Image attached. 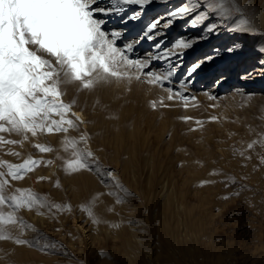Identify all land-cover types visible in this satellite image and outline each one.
<instances>
[{
	"label": "rangeland",
	"instance_id": "obj_1",
	"mask_svg": "<svg viewBox=\"0 0 264 264\" xmlns=\"http://www.w3.org/2000/svg\"><path fill=\"white\" fill-rule=\"evenodd\" d=\"M182 2L178 0L172 8ZM238 3L257 32L248 36L237 32L236 36L251 43L252 38L258 39L261 33L255 14L261 10L264 23V0H238ZM135 10L137 8L132 7L128 12ZM162 13V10L145 11L140 22L129 25L128 39ZM239 18H242L239 14L234 17ZM113 20L118 22L119 18L111 17L110 28ZM185 26H188L186 22H177L175 32L178 34ZM224 31L222 28L221 33ZM222 37L219 34L211 44L219 45ZM232 41L229 37L221 46H229ZM142 48L144 52L139 54ZM149 51L151 45L142 42L134 55L143 56ZM186 55L185 67L177 71L175 88H179L185 68L193 61ZM167 68L163 63V67L156 70L166 71ZM208 69L214 68L195 75V81L186 92L194 96L195 101H189L187 108L182 101L167 99V85L160 87L136 80L131 84L127 81L106 84L110 86L111 95L97 102L93 97H86L78 84L75 93H65L66 102L76 100L73 111L77 110L85 122L79 131L73 130L68 135L76 137L79 132H87L91 148L105 165L115 169L125 191L133 194L124 203H116L115 196L101 197V206L107 210L114 207V211L108 210L112 219L107 223H93L82 210L93 195L107 192V189L85 172L73 175L78 177V195L70 176L61 170V161L55 159L57 154L65 157L69 154L56 140L45 142L41 136L23 146L0 147V160L10 163H21L29 155L53 160L51 166L37 168L24 180L12 182L13 186L31 189L50 201L71 205V211L59 214L56 219L38 214L36 210L18 212L27 225L22 238L25 235L23 239L32 241L35 237L33 241L39 242L36 247L21 245L23 249L38 252L49 260L55 257L52 264H264V164L260 159L264 147L257 144L247 153L251 156L248 160L235 151L264 133V97L232 93L222 84L214 85L215 88L216 81L210 80L211 75L203 76ZM206 81L212 84L211 89L202 88ZM67 85H62L64 91L69 90ZM209 93L216 98L210 99ZM161 100L167 106H159ZM154 101L158 104L155 109L151 107ZM110 103L116 107L112 114L107 110ZM186 116L193 120L185 122L182 118ZM213 116L218 119L212 121ZM195 120L204 121L203 127L196 125ZM3 135L21 139L15 134ZM37 142L53 147L56 152L39 153L33 147ZM9 149L19 152L20 156L8 154ZM216 170L222 174L213 175ZM40 176L52 177V180L59 177L62 187H54L49 180L40 181ZM233 178L236 183H230ZM89 179L97 188L96 192L92 191ZM18 229L21 230L19 225H0V231L13 230L15 233ZM13 233L3 231L0 234L15 237ZM54 243L63 246L59 252L40 250L43 245ZM17 246L12 239H0V264H19L15 260L16 253L13 254Z\"/></svg>",
	"mask_w": 264,
	"mask_h": 264
},
{
	"label": "snow or ice",
	"instance_id": "obj_2",
	"mask_svg": "<svg viewBox=\"0 0 264 264\" xmlns=\"http://www.w3.org/2000/svg\"><path fill=\"white\" fill-rule=\"evenodd\" d=\"M161 2L166 4L168 0ZM153 3L154 0H0V147L23 146L33 138L63 134L61 145L69 154L67 157L55 156L61 161V170L67 176L89 173L107 189V192L93 195L82 209L93 223L102 222L94 212L96 204L103 203L101 197L115 196L116 203H124L133 194L125 191L115 169L105 165L91 148V137L87 132H79L76 137L68 135L70 131H79L85 122L73 111L76 100H64L62 85L75 83L79 90L89 91L100 84L123 81L131 84L133 80L160 87L167 85V99L182 101L187 108L189 101H195L194 96L186 94L195 75L206 68H217L218 61L238 53L239 45L211 44L221 29L257 32L252 20L244 17V9L238 0H183L180 6L144 24L129 40L126 35L130 31L129 25L140 22L146 8ZM130 5H135L137 10L129 13ZM237 14L242 18L234 19ZM113 16L119 18L122 27H109ZM179 21H186L189 28L198 29V34L181 35L171 43L160 39L164 35L162 29ZM142 42H148L151 51L135 56ZM203 42H207L210 49L187 65L179 88H175V77L178 69L185 67L186 53ZM160 62L168 65L166 71L156 70L163 67ZM259 63V70L253 69L241 78L251 79L254 73L264 75V60ZM223 79L221 73L216 83ZM209 98L216 97L209 93ZM159 106L167 105L161 100ZM151 107L157 108V102H152ZM182 119L185 122L193 120L188 116ZM210 119L216 121L218 118L213 116ZM195 124L203 127L204 121L195 120ZM3 134H15L21 139H9ZM257 144L264 147V133L235 151L248 160L251 156L247 153ZM33 147L41 154L56 152L44 143H34ZM8 154L20 156L12 149ZM260 159L264 164V155ZM53 163V160L31 155L21 163L0 160V225L21 227L20 236L0 234V239H12L17 245L36 247L38 241L22 238L27 225L17 213L36 210L38 214L56 219L59 214L71 211L70 203L50 201L31 189L13 186L12 182L22 181L37 168ZM212 174L219 176L222 173L216 170ZM38 179L49 180L56 188L62 187L59 177L52 180V177L40 176ZM210 182L214 181L203 183ZM230 183H236V180L233 178ZM42 209L44 212L40 211ZM108 210L114 211V207ZM62 247L55 243L45 244L40 250L59 252Z\"/></svg>",
	"mask_w": 264,
	"mask_h": 264
},
{
	"label": "bare ground",
	"instance_id": "obj_3",
	"mask_svg": "<svg viewBox=\"0 0 264 264\" xmlns=\"http://www.w3.org/2000/svg\"><path fill=\"white\" fill-rule=\"evenodd\" d=\"M177 1L178 0H168V3L165 4V3L161 2V0H154V3L149 5L145 11L151 13V12H155L158 10H162V12H164V13H162L161 16H163L168 10H170L173 7V4H175ZM132 7L137 8L135 5H132L128 8V10H131ZM255 16H256L255 21L257 23V27L260 28L259 30L261 31V33H264L263 32V28H264L263 15H262L261 10H259L255 14ZM115 18H116V16H115ZM185 22L186 21H184V23ZM111 27H122V25H120L118 22L114 21V22H112ZM224 30L225 31L223 33L220 32V35L224 36V37H222V41H224V43H225V41L226 42L228 41L229 37H232L233 41L230 44L231 45L235 44V45L240 46L238 48V53L236 55H233L230 57H225L222 61H218L217 68H214L211 70L208 69V71H206V73L203 76L211 75L210 80L213 78L214 81H217L219 79L221 73H222L224 79L219 84H222V87L225 90L226 89L231 90L232 93H236V94H237V92H241V93H244L246 95L249 93L250 94L249 97L254 96V98L264 97V75L254 73L253 77L251 79H242L241 78L245 73L252 72L253 69L259 70V68H260L259 62L261 60H264V51H261L262 49H264V35L259 34L258 39H254V37H253L252 38L253 40L251 41V43H248L249 41H247V40H240L239 38H237V36H236L237 32L231 31L230 29H226V28H224ZM162 31L164 32V35L162 37H160V39L164 40L165 43H171L175 38H177L178 36H181V35H190L189 33H191V34L198 33V29L189 28L188 26L183 27L182 30L178 32V34L175 32L174 26H172L167 31L165 29H162ZM250 34L251 33H245L244 35L248 36ZM235 37H236V40L234 42ZM222 41L219 42L220 46H221V43H223ZM253 41H255V42L252 45ZM251 46H252V49H250ZM208 47H209V44L207 42H203L200 45L196 46L194 50H190L188 55H186V57H189V60H192V59L194 60L196 58V56L202 55L205 51H208ZM143 52H144V49L142 48L141 51L139 52V54L143 53ZM211 85L212 84L209 81H206L205 85L202 88L208 90V89H211L210 88ZM214 85L216 86L217 83L215 82L213 84V86ZM67 86H68L69 90H66L65 93H72L77 88V84H75V83H69ZM84 92L86 94V97H89V98L93 97L94 102L99 101L101 99V97L107 98L111 95L110 86H108L106 84L97 85L95 89H93L91 91L84 90ZM107 107H108L107 110H108L109 114L110 113L112 114L116 108L114 103H110V105H108ZM74 110H76V109H74ZM76 112H78V111L76 110ZM85 127H86V125H85ZM70 132H72V131H70ZM72 136H73V134H72ZM61 137H63V135L43 136L41 140L45 141V142H47L48 140L49 141L50 140H56L57 143L59 145H61V141H60ZM81 177H82V175H81ZM77 178L78 177H76V176H70L71 181L74 183V186L77 188V194L80 195L79 188H78V185L76 183ZM89 181H90V187H91L92 191L96 192L97 188L94 187L92 180L89 179ZM94 212L98 217H100L102 219V222L107 223L110 221V219H112L111 213L105 207L101 206L99 203L96 204V206L94 208ZM30 215H32V214H30ZM29 217H31V216H29ZM28 221H30V220L28 219ZM33 221H35V220H33ZM37 221H40V219H38ZM32 223H34V222H32ZM40 223H41V221H40ZM43 224H44V221H43ZM44 225L47 226V224H44ZM34 226H35V224H34ZM34 226H33V228H35ZM36 226H37V224H36ZM38 230H40V231L44 230L45 231V228L44 229L39 228ZM48 230H50V228ZM48 230H47V232H49ZM3 231L13 233V230H3ZM3 231H0V233H3ZM30 231L31 230H29V233H30ZM86 231H87V229H86ZM33 233H34V231H33ZM13 234H14V236L15 235L20 236L21 230L18 229V231L13 233ZM23 234H24V232H23ZM28 234H27V237H28ZM48 235H50V233H48ZM50 236H52V235H50ZM29 237H31V236H29ZM23 238H25V235ZM32 238H35V237H32ZM32 238H31V240L33 241L34 239H32ZM52 238H54V237L52 236ZM25 248L23 249V247L21 245H19L15 249V252H13V254L16 253L15 254V260L19 264H42L43 262L44 263L49 262L50 264H52L53 258L55 259V257L51 258L50 260L46 259L42 255H40L38 252L34 253L32 251H27ZM32 257L35 259H33ZM47 258H49V256Z\"/></svg>",
	"mask_w": 264,
	"mask_h": 264
}]
</instances>
